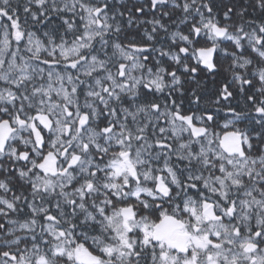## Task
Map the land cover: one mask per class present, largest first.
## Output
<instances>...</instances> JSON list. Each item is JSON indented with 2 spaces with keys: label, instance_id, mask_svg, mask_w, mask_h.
Returning <instances> with one entry per match:
<instances>
[{
  "label": "snow or ice",
  "instance_id": "obj_1",
  "mask_svg": "<svg viewBox=\"0 0 264 264\" xmlns=\"http://www.w3.org/2000/svg\"><path fill=\"white\" fill-rule=\"evenodd\" d=\"M0 264H264V0H0Z\"/></svg>",
  "mask_w": 264,
  "mask_h": 264
}]
</instances>
